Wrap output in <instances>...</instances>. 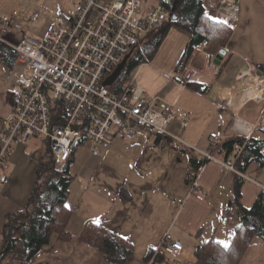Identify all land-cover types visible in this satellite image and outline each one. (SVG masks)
I'll use <instances>...</instances> for the list:
<instances>
[{
    "label": "crops",
    "instance_id": "1",
    "mask_svg": "<svg viewBox=\"0 0 264 264\" xmlns=\"http://www.w3.org/2000/svg\"><path fill=\"white\" fill-rule=\"evenodd\" d=\"M82 1L0 0V16H12L24 34L39 38L59 19L74 18ZM100 1L111 4L114 0ZM208 2L209 8L216 3L213 10L226 11L223 20L232 29L223 50L210 56L198 46L185 59L190 35L179 29L186 40L184 52L179 54V59L184 61L180 67L170 70L172 79H163L159 70L155 72L151 68L160 47L150 60L138 66L149 69L145 85L135 86L143 90L147 99L158 97L171 105L173 120L167 132L184 144L153 130L140 129L132 137L115 141L98 156L92 155L85 145H79L67 165L74 178L68 202L71 214L67 231L71 238L62 241L58 234H53L29 264H108L103 253L78 240L83 229L89 224L97 225V220L131 247L134 259L130 264H151L165 241L179 242L183 249L178 255H165L156 264H195V251L202 243L211 239L230 243L232 228L224 223L225 214L234 197L236 176H241L213 161L195 171L191 157L198 163L204 160L203 152L213 150L214 156L224 161V153L214 149L238 137L262 143L264 155V87L258 88L261 93L255 97L248 93L252 85L258 84L256 81H264V78L257 79L260 72H252L255 66L264 69V0ZM155 3L156 0H149L143 8L146 10ZM3 47L0 132L11 112L14 80L19 72L17 53ZM218 54L222 57L216 64ZM171 71L176 78L171 76ZM130 84L134 85L133 79ZM158 139L169 144L152 151L151 145ZM213 141L215 147L211 149ZM29 142L15 148L9 169L2 174L0 248L5 218L26 207L37 178L38 160L43 158V146L39 149L33 144L29 148ZM239 157L243 162L253 157V153L244 147ZM241 173L253 181L241 177L240 200L249 208L263 194L257 183L264 185V160H252ZM149 250L154 254L145 262ZM7 264L18 263L11 260ZM239 264H264L261 238L251 241Z\"/></svg>",
    "mask_w": 264,
    "mask_h": 264
},
{
    "label": "built area",
    "instance_id": "2",
    "mask_svg": "<svg viewBox=\"0 0 264 264\" xmlns=\"http://www.w3.org/2000/svg\"><path fill=\"white\" fill-rule=\"evenodd\" d=\"M148 1L114 0L104 4L83 0L74 18L59 19L39 38L24 34L12 16H0V43L17 53L19 67L11 112L0 132V182L15 148L31 139L49 145L57 167L71 159L82 139L94 156L140 129L184 144L167 132L173 120L171 105L158 97L147 99L140 87L130 83L120 91L104 84L120 64L141 49L146 37L165 23V8L156 1L145 10ZM164 144L159 140L151 150ZM244 145L236 144L228 162L209 152L202 155L206 161L251 181L235 168ZM211 147H215V141ZM257 185L264 193V185ZM161 249L173 256L183 246L165 241Z\"/></svg>",
    "mask_w": 264,
    "mask_h": 264
},
{
    "label": "trees",
    "instance_id": "3",
    "mask_svg": "<svg viewBox=\"0 0 264 264\" xmlns=\"http://www.w3.org/2000/svg\"><path fill=\"white\" fill-rule=\"evenodd\" d=\"M156 1L167 11V19L161 28L146 37V42L141 49L127 59L120 76L111 85L113 91L122 90L124 80L126 81L131 72L156 54L171 26H177L190 35L186 45L185 59H188L198 46H202L205 54L215 56L226 47L230 40L231 26L224 20H216L204 0ZM3 46L0 43L1 55L5 52ZM252 72L254 74L260 72L261 77H264V69L260 66H255ZM159 138L162 137L159 136ZM244 143L245 150L253 153V157L243 162L239 157L235 163V168L239 172H244L252 160L263 161L262 143L238 137L228 140L214 150H218V153L223 152V160L227 161L234 154L236 144ZM82 144L83 139L79 145ZM166 144L169 143L165 141ZM209 153L215 157L213 150ZM42 154L43 158L38 160L37 178L26 207L22 212L9 214L5 218L1 235L0 264H7L11 260H15L18 264H29L31 258L49 242L53 234H58L62 241L71 238V234L67 231L71 214L68 202L74 180L67 168L70 160L65 165L57 167L47 143L43 146ZM191 162L193 170L197 171L200 166L209 161L204 159L197 163L196 158L192 156ZM236 177L234 197L224 221L232 228L229 247H223L221 242L214 239L204 242L195 251V264H239L255 237L264 241V193L258 196L251 207L243 206L240 200L243 179ZM78 240L103 253L108 264H130L134 259L133 250L126 241L101 225H87ZM161 252L155 253L151 264L164 260L166 254L162 249ZM153 254L154 251L149 250L144 261L149 262Z\"/></svg>",
    "mask_w": 264,
    "mask_h": 264
},
{
    "label": "rangeland",
    "instance_id": "4",
    "mask_svg": "<svg viewBox=\"0 0 264 264\" xmlns=\"http://www.w3.org/2000/svg\"><path fill=\"white\" fill-rule=\"evenodd\" d=\"M205 5L207 7H209L207 1H204ZM216 3H214V6ZM214 6L210 7V10L213 14V17L216 20H221L223 21L224 19V14H226V11H220L218 9L217 10H213L215 9ZM183 31L179 30V28L177 26H171L165 36V38L163 39L160 49L156 55V57L154 58L153 63V67H151L154 71L159 70L158 72H161L160 74L161 77L164 78H169L172 79L169 75H170V70L174 67L177 66L180 67L181 65H183V61L179 59V54L180 52L183 53L184 52V46H185V42L186 40L183 38L182 36ZM213 63V62H212ZM216 64H214L213 66H215ZM210 66V64H209ZM148 67L144 66V67H138L134 70V72L132 73V75L125 81V85L129 84L131 82V80L133 79V83L134 85H145V81L147 78V71H148ZM174 69V68H173ZM177 72L180 71V69H176ZM156 72V71H155ZM135 76V79H134ZM171 76H172V71H171ZM173 78H176L175 75L173 74L172 76ZM154 80V78H153ZM152 80V82H153ZM155 82V80H154ZM155 84V83H153ZM29 148H32L35 144L36 147H38L39 149L41 148V144L38 143L37 141H33L30 140V142L28 143Z\"/></svg>",
    "mask_w": 264,
    "mask_h": 264
},
{
    "label": "water",
    "instance_id": "5",
    "mask_svg": "<svg viewBox=\"0 0 264 264\" xmlns=\"http://www.w3.org/2000/svg\"><path fill=\"white\" fill-rule=\"evenodd\" d=\"M223 53V52H222ZM221 54H218L217 56V61H215L216 64H219V60L221 59ZM126 61H124L122 64H120L118 66V68L115 70V72L112 74L111 77H109L106 81H105V85L107 86H111L117 79L118 77L120 76V73L121 71L123 70L124 68V65H125ZM258 76H261V73H257Z\"/></svg>",
    "mask_w": 264,
    "mask_h": 264
},
{
    "label": "bare ground",
    "instance_id": "6",
    "mask_svg": "<svg viewBox=\"0 0 264 264\" xmlns=\"http://www.w3.org/2000/svg\"><path fill=\"white\" fill-rule=\"evenodd\" d=\"M255 78H257V77H255ZM257 79H260V78H257ZM261 81L260 82L256 81V82H258V84L257 85H252V87L248 90V93L250 94V96L254 95V97H255V95H257L260 92V91L258 92V88L264 87V81H262V82ZM262 90L264 91L263 88H262Z\"/></svg>",
    "mask_w": 264,
    "mask_h": 264
},
{
    "label": "snow or ice",
    "instance_id": "7",
    "mask_svg": "<svg viewBox=\"0 0 264 264\" xmlns=\"http://www.w3.org/2000/svg\"><path fill=\"white\" fill-rule=\"evenodd\" d=\"M97 225H99V220L96 221ZM222 243V246L227 248L229 247V245L226 243V242H221Z\"/></svg>",
    "mask_w": 264,
    "mask_h": 264
}]
</instances>
